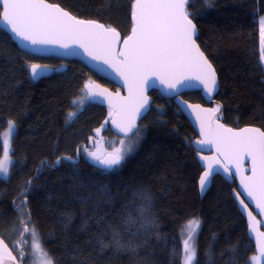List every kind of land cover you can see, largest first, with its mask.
Returning <instances> with one entry per match:
<instances>
[{
    "label": "trees",
    "instance_id": "obj_1",
    "mask_svg": "<svg viewBox=\"0 0 264 264\" xmlns=\"http://www.w3.org/2000/svg\"><path fill=\"white\" fill-rule=\"evenodd\" d=\"M46 1L111 26L122 38L130 31L134 0ZM188 11L196 42L218 76L214 99L222 106L221 122L264 131V0H191ZM31 64L65 70L33 82ZM91 79L116 89L79 62L19 51L0 29V132L10 120L16 126L10 174L0 179V237L16 258L20 221L27 220L54 264H184L182 230L196 220L194 264H251L256 254L233 198L236 184L216 176L200 198L203 170L191 147L197 136L171 100L150 93L151 109L139 124L144 136L120 167L107 170L86 158L99 130L102 137H117L103 128L106 108L89 102L76 110L74 101ZM182 98L205 104L199 92ZM2 149L0 139V158ZM113 230L122 247L112 242ZM100 240L109 246L101 248Z\"/></svg>",
    "mask_w": 264,
    "mask_h": 264
},
{
    "label": "snow or ice",
    "instance_id": "obj_2",
    "mask_svg": "<svg viewBox=\"0 0 264 264\" xmlns=\"http://www.w3.org/2000/svg\"><path fill=\"white\" fill-rule=\"evenodd\" d=\"M210 2L211 0H205V3L210 4ZM190 3L191 0H134L131 12L133 21L131 35L124 39V47L119 51L115 49V44L119 42V33L116 29L93 20L78 19L58 5L46 3V0H2L0 10H2L3 22L10 26V30L17 37L30 41L34 45L58 43L61 47L68 48L67 41H79L80 46L89 51L93 59H103L104 63L115 62L118 70L125 76L130 92L136 91V97H130V100L139 99L138 107L134 108L128 104L121 105L118 109L120 112L127 113L128 123L124 126L117 124V127L127 135L136 128L134 119L136 115H139V108L144 107L148 102L147 97L143 96L142 86L147 84L150 76L159 75L161 83H166L169 88H176L183 79L188 78L184 73L195 69L196 79L200 81L204 89L209 94L216 90L215 70L193 39L196 25L190 18L192 14L188 11ZM259 23L262 46L260 59L264 62V17ZM42 67L47 66L31 64L29 66L31 76L36 78ZM98 87L97 85L96 88ZM85 88L88 89L85 97L74 103L83 105L85 99L104 94V92L93 91L91 84H86ZM205 111L217 112L219 107ZM69 115L75 116V113ZM14 127V122L10 120L7 131L0 132L5 160L8 158ZM201 133L205 139L199 143H215L219 156L224 157L225 160H231L237 165L245 156L251 160L252 176L244 178L242 183L248 196L256 200L257 207L264 212V131L259 128L233 131L221 124H217L214 129L210 124L205 128L202 123ZM133 135L138 137L139 129ZM123 143L121 141V144ZM134 143L135 141L130 138L125 150L117 149L114 155L106 159L92 155L106 168L111 169L120 165L124 156L132 150ZM68 159L71 158L68 157ZM204 159L209 158L204 157ZM216 162L219 161L216 160ZM225 170L227 171V168ZM7 171V167L0 161V173L6 174ZM212 171L209 167V170L201 176L202 191ZM20 211L23 215H27L23 207ZM248 215L251 217L252 213L249 212ZM20 223L23 226L22 232H30L34 254L39 255L41 264H54L48 252L42 247L35 228L29 229L24 220ZM193 224L198 227L199 222H189V226ZM250 230L255 231V226H252ZM261 235L264 236V233ZM112 242L118 247L123 246L120 233L116 230L112 231ZM99 243L101 248L109 246L103 240ZM2 244L3 241L0 240V245ZM3 250L11 256L7 245H4ZM185 253V264H192L195 250L188 241H185ZM261 253L264 255V245L261 246ZM12 258L15 259V257Z\"/></svg>",
    "mask_w": 264,
    "mask_h": 264
},
{
    "label": "water",
    "instance_id": "obj_3",
    "mask_svg": "<svg viewBox=\"0 0 264 264\" xmlns=\"http://www.w3.org/2000/svg\"><path fill=\"white\" fill-rule=\"evenodd\" d=\"M0 2H2V0H0ZM46 3L53 4L48 1H46ZM58 6L61 7L60 5ZM132 26H133V21L131 15V28ZM131 28L129 33L124 38H122L121 34L116 30L119 33V42L115 44V49L117 51H119L121 48L124 47L123 41L128 35H131ZM0 29L10 37L11 41L16 45L18 50L21 52H24L28 55L40 59L55 58L64 62H72V61L79 62L83 64L89 71L94 73L96 76L104 80H107L108 82L113 84L116 87V90H111L109 87H106L97 81L86 83V84H91L93 86V91L104 92L103 95L97 94L88 98L89 102L94 105L106 108L110 112V115L104 122L103 128L105 129L106 127H108L115 136L121 139L131 137L133 133H135L136 130L139 128L140 122L149 113L152 106V98L150 96V93L156 92L162 98L166 100H171L172 103L179 110V112L190 123L191 127L193 128L197 136L196 139L191 142V147L196 152V159L203 170L198 179V193L200 198H202L208 192V190L212 185V181L216 176L223 178L225 181L229 183L232 181L235 182L236 191L233 194V198L235 200V203L238 207L240 214L244 217L247 223V235L254 246L255 254L259 259V261L262 264H264V255H262L261 253V246L264 245V236L261 235V233H264V212L260 211V209L257 207V201L248 196L244 184L242 183V180L244 178L252 176L251 160L245 156L239 161V164L237 165V163L231 160H225L224 157L219 156L215 143H205V144L199 143V141L205 139V136L201 133L202 123L204 124L205 128H207V126L210 124L211 127L214 129L217 124H221L225 128L232 129L233 131H239L244 128H258L255 126H245L239 129H234L224 125L221 122L220 115L222 112V106L214 99L215 95L219 90L218 76L216 71L215 73H216L217 87L216 90L213 91L211 94H209L204 89L200 81L196 79L197 71L195 69H191L185 72L184 75L187 76L188 78L183 79L182 83L178 84L176 88H169L166 83H161V78L159 75L150 76L148 78L147 84L142 86L143 96L147 97L148 102L146 105H144V107L139 108V115L135 116L134 123L136 125V128L133 129L132 133H128L127 135H125V133L122 132L120 128L117 127V124H121L122 126L126 125L128 123V116L127 113L120 112L118 111V109L121 105H128V104H131V106L134 108L138 107L139 99L135 98L133 100H130V97H136L137 95L136 91L133 90L132 92H130L129 85L126 82V78L118 70V65L115 62L104 63L103 59H99V58L93 59V56L89 54V51H86L84 47L80 46L79 41L69 40L67 41L69 47L64 48L61 47L60 44L58 43L34 45L30 41L23 40L20 37H17L10 30L9 25L3 22L2 10L0 12ZM197 34L198 31L196 28V33L193 36L196 45H198L196 42ZM199 50L203 52L200 49V47ZM204 56L206 57L205 54ZM64 70H65L64 65H61L55 69L50 66H47L46 68L42 67L39 70L40 74L36 78H33L30 74V68H29V74L31 80L33 82H37L41 79L49 77L53 72L61 73L64 72ZM85 85H84V93L86 94L88 89L85 88ZM97 85L99 86L98 89L96 88ZM194 92H199L201 94L205 103L204 105L200 103H191L182 98V95L186 93H194ZM217 107H219V111L217 112L205 111L209 109H215ZM100 138H101V130H99L98 132L97 140ZM110 155H114V154L108 153L102 159L109 158ZM204 157H208L209 159H204ZM67 160L69 159L67 158ZM216 160H218L219 162L217 163ZM58 163L59 162H56V164ZM97 165L107 170H112L117 167L114 166L113 168L108 169L104 165H102L99 161ZM209 167H211L213 171L208 177V182L205 189L202 191L200 187V178L202 175H204L206 171L209 170ZM226 168L227 171L225 170ZM241 201H243V203H241ZM245 205L247 207H245ZM249 212L252 213L251 217L248 215ZM252 226H255V231L250 230ZM24 236H25V232H22L21 238ZM0 240L3 241V244L0 245V264H23V257L25 255L22 254L19 258H16L12 250L9 248V246L1 237ZM4 245H7V250L8 252L11 253V256H9L7 253L4 252L3 250ZM12 257H15V259H13Z\"/></svg>",
    "mask_w": 264,
    "mask_h": 264
},
{
    "label": "rangeland",
    "instance_id": "obj_4",
    "mask_svg": "<svg viewBox=\"0 0 264 264\" xmlns=\"http://www.w3.org/2000/svg\"><path fill=\"white\" fill-rule=\"evenodd\" d=\"M262 17H264V16H262ZM262 17H260V19ZM260 19H259V22H260ZM259 39H260L259 48H260V56H261V47L262 46H261V35H260V23H259ZM260 62H261V76L264 79V62H262L261 59H260ZM92 81L93 80L91 79L90 82H92ZM84 97H85V93L83 92V94L81 95V97L79 99L84 98ZM78 100H76V101H78ZM87 103H89L88 98L84 100L83 105H85ZM74 105L76 107V110H77V108L79 109L83 106V105H80L79 103H74ZM76 110L72 111L71 113H76ZM71 117H73V116H71ZM15 128H16V126L14 127L11 138H10V147H9V154H8L7 160H5L3 149H2V156L0 158V161H2L4 163V165H5V167H7L8 171L6 174L0 173V179H7L9 174H10V168L12 166L11 139H12V136L14 134ZM7 129H8V125L2 132L7 131ZM138 129H139V136L138 137L135 135H132L129 138H123V139H121L119 137H107V136L102 137L101 136V138L97 140L98 134L97 133L94 134V136H93L94 138L91 140V143L89 144L88 148H86V150H84V154H85L86 158L92 164L97 165L99 160L95 159L92 154H95V156H98L102 159L108 153L115 154V151L117 149L125 150L128 146L129 139L131 138L133 141H135V143L132 146V150L124 156V159L122 160V162H123L128 156H130L136 150V148L138 147L142 137L144 136L143 135V129L141 127H139ZM121 141H123L124 143L121 144ZM1 142H2V139H1ZM121 163H120V165H121ZM120 165L117 167H120ZM194 221H196V220H194ZM198 227H199V225H198ZM198 227L195 224L189 226V223H188L184 227V229L182 230V240L184 242V248H185V241H188L189 245L195 250V253H196L195 239H196V232L198 230ZM28 228L31 229L32 227H28ZM26 241H27V246L25 247V249H23L24 251H26L25 256H24L25 262H23V264H41L39 255L34 254L33 240H32L30 232H28L26 234ZM185 255H186V253H185ZM254 257H255V259L252 258L251 264H262L256 255ZM194 261H195V256L192 260V264H194ZM184 264H185V262H184Z\"/></svg>",
    "mask_w": 264,
    "mask_h": 264
},
{
    "label": "flooded vegetation",
    "instance_id": "obj_5",
    "mask_svg": "<svg viewBox=\"0 0 264 264\" xmlns=\"http://www.w3.org/2000/svg\"><path fill=\"white\" fill-rule=\"evenodd\" d=\"M94 81V80H93ZM90 82V81H89ZM112 90V89H111ZM114 90H116V89H114ZM153 93H156V92H153ZM109 112V111H108ZM109 115H110V112H109ZM25 221H27V220H25ZM26 224V223H25ZM27 226V225H26ZM23 226L21 225V228H22ZM28 227V226H27ZM28 232H25V236L24 237H22L21 238V236H20V239H19V246L17 247V250H16V253H19L20 255H22V254H24L25 255V253L23 252V249H25V247L27 246V241H26V234H27ZM22 235V234H21Z\"/></svg>",
    "mask_w": 264,
    "mask_h": 264
}]
</instances>
